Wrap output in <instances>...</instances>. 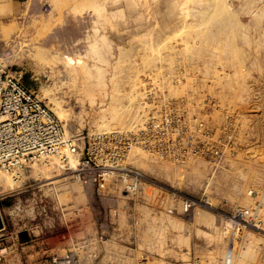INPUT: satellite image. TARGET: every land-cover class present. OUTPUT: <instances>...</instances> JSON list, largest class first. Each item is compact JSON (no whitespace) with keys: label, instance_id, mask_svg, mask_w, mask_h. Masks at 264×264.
<instances>
[{"label":"rangeland","instance_id":"1","mask_svg":"<svg viewBox=\"0 0 264 264\" xmlns=\"http://www.w3.org/2000/svg\"><path fill=\"white\" fill-rule=\"evenodd\" d=\"M19 3L0 68L61 122L76 167L0 170V250L264 264V0Z\"/></svg>","mask_w":264,"mask_h":264},{"label":"built area","instance_id":"2","mask_svg":"<svg viewBox=\"0 0 264 264\" xmlns=\"http://www.w3.org/2000/svg\"><path fill=\"white\" fill-rule=\"evenodd\" d=\"M67 151L76 152L61 122L0 68V170L12 171ZM6 248L0 250V262Z\"/></svg>","mask_w":264,"mask_h":264},{"label":"crops","instance_id":"3","mask_svg":"<svg viewBox=\"0 0 264 264\" xmlns=\"http://www.w3.org/2000/svg\"><path fill=\"white\" fill-rule=\"evenodd\" d=\"M21 0H0V20L8 18L9 16L16 14L17 5H20ZM24 250H26L24 248ZM111 259L113 260V263L116 264V257L115 253H112ZM37 257L38 256H34ZM41 258V257H40ZM39 258V261L41 262V259ZM0 264H20L19 261L14 257V254L7 253L5 258L0 262ZM38 264V263H36Z\"/></svg>","mask_w":264,"mask_h":264},{"label":"bare ground","instance_id":"4","mask_svg":"<svg viewBox=\"0 0 264 264\" xmlns=\"http://www.w3.org/2000/svg\"><path fill=\"white\" fill-rule=\"evenodd\" d=\"M72 61H73V59H72ZM72 61H71V59H67L66 64H67L68 66H72V65H73V64H72ZM57 116H58L59 118L62 119V116H61L60 113H59ZM65 134H66V132H65ZM66 136H67V134H66ZM67 137H68V136H67ZM71 154H72V153H71ZM60 155H61V153L58 154L57 156H52V157H50V158L43 159L42 162H46V160H48V159L55 158V159H53L54 161H53V163L51 164L52 167L54 166L55 168H64L66 164H69V165H71L72 167H76V161H74L73 159H68V161H67V159L62 160V159L58 158V156H60ZM64 158H65V157H64ZM33 164H34V163H33ZM46 165H50V163L47 162ZM46 165H45V166H46ZM54 167H53V168H54ZM69 168H70V167H69ZM59 170H60V169H59ZM105 175H106V174H105ZM104 179H105V178H104ZM3 180H4V176L0 174V181L3 182ZM88 186H90V185H88ZM89 188H90V187H89Z\"/></svg>","mask_w":264,"mask_h":264},{"label":"water","instance_id":"5","mask_svg":"<svg viewBox=\"0 0 264 264\" xmlns=\"http://www.w3.org/2000/svg\"><path fill=\"white\" fill-rule=\"evenodd\" d=\"M3 229V221H2V217H1V214H0V231Z\"/></svg>","mask_w":264,"mask_h":264}]
</instances>
